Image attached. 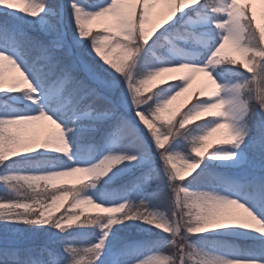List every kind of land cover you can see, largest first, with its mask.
Listing matches in <instances>:
<instances>
[{
    "label": "snow or ice",
    "instance_id": "1",
    "mask_svg": "<svg viewBox=\"0 0 264 264\" xmlns=\"http://www.w3.org/2000/svg\"><path fill=\"white\" fill-rule=\"evenodd\" d=\"M155 2L23 0L25 7L19 8L15 0H0V93L5 98L0 99V182L16 191L31 190L30 195L5 197L0 202V221L50 226L63 233L74 225L91 226L105 218L99 238L83 247H74L70 238L55 236L37 245L6 238L0 242V264H105L102 257L112 226L129 220L162 230L171 239H161L149 252L152 255L128 264H264V230H258L264 224V28L256 23V15L250 14L252 0H191L186 10L185 0H169L176 6L163 16L167 26L157 32L161 24L145 27ZM109 15L111 20L105 21ZM93 21L102 24L103 30L93 32L89 27ZM187 29L205 33L199 57L174 47V34ZM226 45L243 59L221 58ZM154 46L169 47L176 54L149 67L148 54L155 55ZM117 51L116 58H110ZM5 62L19 75L7 89L3 86ZM223 64L239 69L243 64L246 71L237 74L235 83L222 86L211 66ZM177 69H186L187 74L178 79L181 83L172 85L171 91L161 87L149 91L158 76ZM196 72H205L214 88L200 90L183 112L170 107L188 90ZM166 79L177 81L175 77ZM115 89H119L118 95ZM21 91L33 101L25 111L5 103L21 100L10 95ZM222 91L229 95L223 96ZM252 99L257 103H250ZM41 120L51 121L56 129L43 141L22 139L13 131L14 127ZM192 121L198 122L186 127ZM219 129L227 130L226 137L209 142ZM96 133L105 141L119 140L118 146L96 161L81 162L73 148H78L82 137ZM177 138L191 146L190 154L170 147ZM209 148L214 150L205 155ZM40 150L60 154L59 159L67 156V161L47 171L12 170L18 157ZM40 154L44 157L45 152ZM177 158L180 165L174 162ZM144 161L149 167L131 187L143 185L147 178H166L168 189L175 194L171 215L144 198L139 203L130 198L101 203L81 192L89 181L99 180L122 162L132 165ZM213 161L242 167V179L216 174V186L184 184L188 178L185 171L196 172L189 182L194 184ZM76 173L83 174L78 184L57 186L61 178ZM42 183L53 191H38ZM224 191L229 194H221ZM68 197L73 209L93 204L105 214L87 216L78 224L79 216L67 212L54 218L51 209ZM227 225L255 230L242 233L250 240L243 251L212 254L192 239Z\"/></svg>",
    "mask_w": 264,
    "mask_h": 264
},
{
    "label": "rangeland",
    "instance_id": "2",
    "mask_svg": "<svg viewBox=\"0 0 264 264\" xmlns=\"http://www.w3.org/2000/svg\"><path fill=\"white\" fill-rule=\"evenodd\" d=\"M15 2L17 3L19 8L25 7L23 0H15ZM50 2L54 3L56 2V0H50ZM176 2H178V0H176ZM176 2H173L170 4L169 0H156V2L151 6L150 14H149L150 20L145 25L146 29L151 28L155 24H161L162 26L157 27L156 31L157 32L162 31L163 27L167 26L166 24H163V16L169 11L170 7L176 6ZM241 2H245V0H241ZM187 6H191V0H185L184 10H186ZM139 7L140 6L137 5L138 9ZM252 13L256 15V23L259 24L262 28H264V0H252V10L250 14ZM110 20H111L110 15L105 17V21H110ZM89 27L92 29L93 32L103 30V25L100 24L98 21H93L89 25ZM200 33H204V31L200 30ZM175 39L181 40L180 37L175 38ZM149 45H152L151 40L149 41ZM174 47L178 51L190 53L193 56H197L195 50L189 51L183 47H180L177 44H174ZM152 51L154 50L152 49ZM167 54L169 57L161 58L157 53H155L153 57L154 58L153 62L155 63H153L149 67H156L166 62L169 58H171L176 53L173 51H170V48L168 47ZM117 55H118V51L111 53L110 58H116ZM220 55H221V58L225 56H234L237 60L243 59L239 53L232 50L231 45H226L225 49L222 51ZM227 62L228 61L225 60V63ZM231 66L232 65H229V64L211 66V70L213 71L214 77L218 80L219 83H221L222 86L233 84L238 79L230 71ZM239 67L244 69L243 64H240ZM137 71L139 70L137 69ZM186 74H187L186 69H177L175 71H169L166 73H162L161 76H158L149 85V91L150 92L155 91L156 88L158 87H161L162 89L166 88V89H169V91H171L172 85L181 83V81H179L178 79ZM167 77H175L177 81H173V82L169 81L166 79ZM14 78L15 79L19 78L18 73L13 67H11L10 65L7 64V62H5V71L3 75V86L5 89H7L10 85L14 83ZM162 79L164 80L163 84L161 83ZM17 87L19 88L21 86L18 85ZM212 88H214V85L210 83L207 77V74L205 72L193 73L188 90L184 93H181V95L172 102V105H170V107L172 108L179 107L180 112H183L188 106L191 105V103L194 102L200 90H204L205 92H207V91H211ZM115 93L118 95L119 89H115ZM144 94H147V93H144ZM10 95L22 97L21 100L16 101V102L5 100V103L10 104L13 109H16L18 111H25L27 105H33V101L27 99V96L24 91L11 93ZM222 95L227 97L229 93L226 91H222ZM0 97H3V93H0ZM250 103L255 104L257 102L254 99H252L250 100ZM2 107L3 105H0V108ZM132 115L134 116V114ZM176 118L177 119L179 118V113H177ZM206 118L207 116L202 117L201 119H206ZM197 122L198 121H192L190 122V125L186 127H189L192 124H195ZM239 123H242V121ZM136 124L139 126V128L141 129L143 128V125H140L138 121H136ZM13 131L17 132L22 139L33 138L36 141H43L48 135L56 131V129H55V125H53L51 121L41 120V121L28 122L26 124L19 126L18 128L14 127ZM226 131H227L226 129L217 130L209 137V142L225 138ZM118 143L119 141L116 142L115 140H109L108 143L106 144L105 150H103L101 154L93 161H96L99 158H101L109 150H113L114 148H116L118 146ZM215 146L216 145L213 144V147ZM170 147L177 148V151H181L184 155L190 154L191 146L180 138H177L176 140H174L172 144L170 145ZM232 147L234 148L235 146H232ZM241 147H243V145H241ZM134 150H135L134 148H129V151H134ZM213 150L209 148L207 152L205 153V155H207L208 152L213 151ZM41 151H44L45 154H56V153H48L45 150H40L37 152L25 154L23 156L34 155V154L40 153ZM152 151L155 152V149L153 148ZM65 158L67 161V156H65ZM174 162L177 163L178 165H180L181 163L179 158H177ZM156 163L158 164L160 168L163 167L162 164H159L158 160L156 161ZM60 165L61 164L51 165L45 169H39V170H24V169H19V168H13L12 170L18 171V172H25V173L40 172V171L53 170ZM148 167H149V163L147 161L133 162L132 165H128L127 162H122L120 165L114 166V168L109 173H107L104 177L100 178L99 180L92 179L91 181H89L87 184H85L81 188V192L83 194L91 196L93 199L101 203H107V202L118 203L120 200L129 199V198L139 203V200L141 198H144L149 202L151 206H155L160 211H164L167 214L171 215L172 211L174 210L175 194L171 193L170 189H168L166 178L162 177L161 179H155V180L154 178H147L143 185L136 187V188L131 187L132 181L136 177L141 176L142 173ZM169 167H171V165H169ZM201 167H204V165H201ZM208 167H214L220 170H224L225 172H230L229 175L236 176L241 179L243 177L244 169L242 167H230L228 166V162L213 161L211 164H208ZM140 169L141 171H139ZM137 171H139V173L136 175V177L130 178L129 181H131V184L126 190H124L126 185H128L130 182L129 183H119V181L122 180L123 178L126 179L127 177H130L132 174H134ZM193 173H194V170H187L184 172V175L187 178ZM82 175L83 174L81 173H76L70 177L61 178V180L57 182V186L66 187V186H71L73 184H78L81 180ZM154 182L156 183V185L152 187ZM0 184L3 190L2 193H0V202H3L5 197L15 198V197L20 196L21 194H28V195L31 194L30 189L26 190L22 188L19 191H16L12 189L11 187L5 185L3 182H0ZM184 184L190 187H195L193 185L186 184L185 182ZM211 186H216V185H211ZM163 189L166 191L164 195H167V197H164V195L162 197ZM38 191L51 192L53 191V189L50 186L45 188L42 183V186L40 189H38ZM221 194L228 195L229 193L227 191H224ZM234 194L235 193H233V195ZM70 201H71V197H68L59 207L53 206V208L51 209L53 217L54 218L58 217L62 213L67 212L69 215L79 216V220L75 222L78 224L80 223V221H82L87 216H95L98 213L105 214L102 212L100 208L95 207L93 204H85V205H81L78 209H73L71 208ZM143 210L144 209H141V211ZM240 211L242 212V210ZM116 215L119 216V213H117ZM104 222H105V218H100L97 220V223L95 225H91V226L74 225L73 227L69 228L66 232H73V231H80V230L81 231L82 230L93 231L95 227L98 226L99 231L96 236V240H97L99 236L101 235V225ZM160 231L162 230H158L156 228L150 227L147 224H142L138 220H129L123 224L112 226L111 234L108 237L105 251L110 249L111 245L115 242V239H120V238L128 237V236L160 235V236H164V238H161V239H171V236L168 233H163ZM66 232H63V233H66ZM244 232L255 233V230L243 229L239 225H227L220 229L209 230V231H206L205 233L198 234L192 237V239L197 242L198 247L203 248L205 251H208L209 253L219 254V255H228V254H231L236 249L227 248V249L222 250L221 248H217L214 245H211V244L209 245V243H206L205 241H203L202 237L209 236V235H212V236L224 235V236H229V237L245 239L250 242L248 237L242 235V233ZM63 233L58 232V230L50 226L36 227L33 225H29V224L6 223L3 221H0V242L4 241L6 238H18V239L23 240L25 243H32L35 241L44 242V241H50L51 239H53L54 236L57 237L58 235L63 234ZM261 235H264V234H261ZM153 248L154 247H150L146 251V253L142 254L139 257L134 258L133 260L144 258V256H146L147 254L152 255L149 252L152 251Z\"/></svg>",
    "mask_w": 264,
    "mask_h": 264
},
{
    "label": "trees",
    "instance_id": "3",
    "mask_svg": "<svg viewBox=\"0 0 264 264\" xmlns=\"http://www.w3.org/2000/svg\"><path fill=\"white\" fill-rule=\"evenodd\" d=\"M176 36H181L185 38L186 41L189 43L198 44L202 47V45L198 42V40L202 37L197 33V31H193L192 29L182 30L178 34H174ZM175 43V41H173ZM151 46V45H150ZM168 47H160V46H154L152 49L155 53H157L160 57L161 56H167L164 53V50H166ZM150 56L151 62L148 66L152 65L154 61V56H152L150 53L148 54ZM139 70V66L137 68ZM245 71L240 67L237 68L236 66L230 67V71L238 78V73L240 71ZM0 99H4V97H0ZM107 141L101 139L100 133H96L93 136H84L79 141L78 148L74 147L73 152L76 153V158L83 161H91L95 159L101 149H103L106 145ZM60 154H45L44 157L41 156L40 153L29 155V156H21L17 158V162L15 165H13V168H19L24 170H39V169H45L51 165H59L63 164L66 161L65 156L63 159H59L58 157ZM203 168V167H201ZM141 171V169L139 170ZM139 171L132 174L130 177H127L126 179H122L119 181V183H129L126 185L124 190H126L129 185L131 184L130 178L136 177V175L139 173ZM197 172L199 169L196 170ZM216 174H223L228 177L238 178L236 176L229 175L230 172H225L224 170H220L214 167H207V171L203 175L199 177L198 180L194 182V184H190L189 182L193 180V177L196 176V172H194L192 175L188 176V178L184 181L186 184L193 185V186H200V187H208L211 185H217V180L215 178ZM2 186L0 184V193H2ZM158 192V191H157ZM166 193V191L162 190V197ZM164 197H167V195H164ZM99 229L98 226L95 227L93 231H73V232H66L63 234L58 235L59 238H70L73 243H75L74 247H82L88 244H91L95 241L96 235L98 233ZM161 238H164V236L160 235H140V236H128L123 237L120 239H115V242L111 245L109 250L105 251L104 257L102 259L105 261V264H113V260H117V264H125L128 261L133 260L135 257L140 256L144 254L150 247H154L155 243L160 241ZM203 241L206 243L215 244L216 246L220 248H233L239 251H243L246 246L250 243L248 240L240 239L236 237H229L224 235H217V236H204L202 237ZM52 240V239H51ZM50 240V241H51ZM42 241H35L32 243H26L29 245H37L40 244ZM62 250V249H61ZM115 253H119L118 257L115 256ZM99 264V262H97Z\"/></svg>",
    "mask_w": 264,
    "mask_h": 264
},
{
    "label": "clouds",
    "instance_id": "4",
    "mask_svg": "<svg viewBox=\"0 0 264 264\" xmlns=\"http://www.w3.org/2000/svg\"><path fill=\"white\" fill-rule=\"evenodd\" d=\"M253 219H254V218H253ZM258 230H264V224L260 225V226L258 227Z\"/></svg>",
    "mask_w": 264,
    "mask_h": 264
},
{
    "label": "bare ground",
    "instance_id": "5",
    "mask_svg": "<svg viewBox=\"0 0 264 264\" xmlns=\"http://www.w3.org/2000/svg\"><path fill=\"white\" fill-rule=\"evenodd\" d=\"M211 243H209V245H210ZM211 245H214L215 247H217V248H220V247H218V246H216L215 244H211ZM228 248H230V247H228ZM222 250H224V249H227V248H221Z\"/></svg>",
    "mask_w": 264,
    "mask_h": 264
}]
</instances>
